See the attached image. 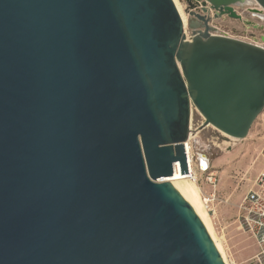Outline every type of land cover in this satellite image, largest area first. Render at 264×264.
<instances>
[{"label":"water","instance_id":"1","mask_svg":"<svg viewBox=\"0 0 264 264\" xmlns=\"http://www.w3.org/2000/svg\"><path fill=\"white\" fill-rule=\"evenodd\" d=\"M184 1L192 40L174 0H0V264H227L164 179L192 108L237 139L263 112L264 46L208 3L264 0Z\"/></svg>","mask_w":264,"mask_h":264},{"label":"rangeland","instance_id":"2","mask_svg":"<svg viewBox=\"0 0 264 264\" xmlns=\"http://www.w3.org/2000/svg\"><path fill=\"white\" fill-rule=\"evenodd\" d=\"M178 1L187 15L185 1ZM249 7L263 10L256 1L239 5V8L243 10ZM245 20H236L228 16L222 19V24L225 27L235 28L238 33L249 39L264 43V20L249 14L248 11L245 12ZM263 119L264 110L252 125L248 136L237 139L211 125L199 130L204 117L193 108L191 135L188 141L191 146L193 171L199 180L198 183L193 179L189 178V180L194 181L200 191L204 209L214 228L215 238L223 250L217 245L222 253L224 251L226 254L225 256L223 253L228 263L246 264V260L254 254L256 249L251 235L239 228L238 217L239 204L243 196L253 185L258 173L263 170ZM200 154L207 156L210 161V166L206 171L200 169L198 162ZM212 174L216 176V185L210 184L207 179ZM208 193H216L219 199V202L214 205V211H209L205 205L204 196Z\"/></svg>","mask_w":264,"mask_h":264},{"label":"built area","instance_id":"3","mask_svg":"<svg viewBox=\"0 0 264 264\" xmlns=\"http://www.w3.org/2000/svg\"><path fill=\"white\" fill-rule=\"evenodd\" d=\"M208 8L210 11L209 14L211 16L210 26L212 27L213 34L237 38L264 46V43L249 39L247 36L238 33L235 28L223 26L222 19L228 16L224 15L220 18H215V11L211 8L210 3H208ZM197 10L202 12V6L200 5ZM235 10L237 11V13L245 15V12L248 11L249 8L243 10L240 9L239 6H235ZM188 24L189 18L187 16V22L184 21V30L187 36V40H192L194 35L189 29ZM186 144L187 142L185 143V145ZM187 175L191 180L193 179L196 183H198L199 178L196 173L194 174V171L191 170L190 166L189 174ZM207 179L210 184L216 185L217 179L215 175L212 174L208 176ZM204 202L209 211H214V205L216 202H219V199L216 193H208L204 196ZM238 222L240 226L239 228L249 233L251 237L255 239L257 245L256 253L246 262V264H264V170L258 173L253 182V185L249 188V190L242 198L239 204ZM226 263L236 264L228 262Z\"/></svg>","mask_w":264,"mask_h":264},{"label":"bare ground","instance_id":"4","mask_svg":"<svg viewBox=\"0 0 264 264\" xmlns=\"http://www.w3.org/2000/svg\"><path fill=\"white\" fill-rule=\"evenodd\" d=\"M174 1L177 5L182 17H183V20L185 22H187V15L185 14L181 4L179 3L178 0H174ZM186 149H187V154H188V163H189L191 170L193 171V161H192V157H191V146H190L189 141L186 144ZM174 168H175L174 173L171 176L165 177L164 180L169 181V182L172 181L175 184V186L184 194L186 199L192 204V206L194 207V209L196 210L198 215L201 217V219L203 220L206 227H208L207 229L209 230L210 234H212L211 236L212 237L214 236L213 237V239H214L215 238L214 228H213V225L211 223V220H210L208 214L206 213V211L204 209V204H203V201L201 199V194H200V191H199L196 183H194V181L191 182L189 180V176L187 174H181L180 162H175ZM215 241H216L215 242L216 245L218 244L220 246L219 241H217L216 238H215ZM218 245H217V247L219 248ZM221 249H222V247H221ZM221 249L219 248V250H220V252L224 258V255H223L224 251L222 253ZM225 256H226V254H225ZM224 260H225V258H224Z\"/></svg>","mask_w":264,"mask_h":264},{"label":"crops","instance_id":"5","mask_svg":"<svg viewBox=\"0 0 264 264\" xmlns=\"http://www.w3.org/2000/svg\"><path fill=\"white\" fill-rule=\"evenodd\" d=\"M263 120H264V119H263ZM262 169L264 170V166H263ZM263 170H262V171H263ZM243 197H244V196H243ZM252 239H253V241H254L255 248H256V249H255V252H254V254H255V253H256V250H257V245H256V241H255V239H254L253 237H252ZM254 254H253V255H254ZM253 255H252V256H253ZM252 256H251V257H252ZM251 257H250V258H251ZM250 258H249V259H250ZM249 259H248V260H249ZM248 260H246V261H248ZM246 261H245V262H246Z\"/></svg>","mask_w":264,"mask_h":264}]
</instances>
